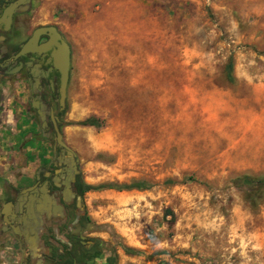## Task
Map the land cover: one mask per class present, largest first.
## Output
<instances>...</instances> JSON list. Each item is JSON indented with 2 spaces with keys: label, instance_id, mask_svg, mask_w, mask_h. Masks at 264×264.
Here are the masks:
<instances>
[{
  "label": "rangeland",
  "instance_id": "1",
  "mask_svg": "<svg viewBox=\"0 0 264 264\" xmlns=\"http://www.w3.org/2000/svg\"><path fill=\"white\" fill-rule=\"evenodd\" d=\"M40 1L70 46L59 130L94 264H264V191L238 180L264 176V0ZM52 136L0 78V203ZM131 181L148 188L104 187ZM21 258L0 230V264Z\"/></svg>",
  "mask_w": 264,
  "mask_h": 264
},
{
  "label": "flooded vegetation",
  "instance_id": "2",
  "mask_svg": "<svg viewBox=\"0 0 264 264\" xmlns=\"http://www.w3.org/2000/svg\"><path fill=\"white\" fill-rule=\"evenodd\" d=\"M41 6L40 0H0V78L15 77L24 81L29 98V82L37 79L38 92L32 96L38 95L47 103L49 100L54 102L56 97L57 73L51 65L50 50L44 49L43 45L49 40V30L52 31V28L65 38L41 13ZM37 29H45V32L33 37ZM29 41V49L20 52ZM51 108L60 129L62 111L59 112L57 106ZM44 131L52 132L49 119ZM59 156V149L51 148L46 163L37 166L31 176L21 175L15 185L2 190L0 208L4 203L11 204L6 219L12 226L23 227L27 206L34 208L38 199L44 196L48 199L43 210L36 215V223L28 220L37 233L36 244L30 251L25 249L23 241L11 233L0 214V230L16 241L22 257L19 264H94L97 243L85 229L86 213L82 193L78 190L76 158L77 173L63 160L60 162ZM65 182L69 185L67 190Z\"/></svg>",
  "mask_w": 264,
  "mask_h": 264
},
{
  "label": "water",
  "instance_id": "3",
  "mask_svg": "<svg viewBox=\"0 0 264 264\" xmlns=\"http://www.w3.org/2000/svg\"><path fill=\"white\" fill-rule=\"evenodd\" d=\"M45 32V29H37L33 33L35 37L38 33ZM32 37V38H33ZM29 41L24 45L20 52H23L29 49ZM44 49L50 50V59L52 68L57 73V83H56V97L54 102L57 106V110L60 112L65 106V97H66V88L69 79V70H70V48L68 43L61 37L54 28L52 31L49 30V40L43 45ZM29 93L31 94L29 98L30 107L35 111L37 120L39 122V128L41 131H44L47 128V119H49L52 126V141H53V150L58 148L60 156L58 160L61 162L64 161L65 164L69 166L75 173V153L64 144L62 141V136L59 128L56 125L58 122L57 117L53 115L51 106H49L45 101L40 99L38 95L32 96L35 94L37 89V79H33L32 82H29ZM49 132H45L47 134ZM66 158V159H63ZM65 189H68V182H65ZM31 187L30 189H32ZM47 197L44 196L37 200V205L32 208L31 205L27 206L26 216L24 218V226H12L10 222L6 219L7 213L10 211L11 204L9 202L4 203L0 208V214L3 216V223L9 225V229L14 236H17L25 244V249L30 251L36 244L37 233L33 226L30 225V220L32 223H36L37 214L43 210V207L47 204ZM27 218V221L25 219Z\"/></svg>",
  "mask_w": 264,
  "mask_h": 264
},
{
  "label": "trees",
  "instance_id": "4",
  "mask_svg": "<svg viewBox=\"0 0 264 264\" xmlns=\"http://www.w3.org/2000/svg\"><path fill=\"white\" fill-rule=\"evenodd\" d=\"M230 72H231V63L230 61L225 66V73L226 77L230 79ZM80 125L82 126H94L98 127L101 126V122L94 118L89 117L85 120L80 122ZM242 183L244 184H251L253 183L255 186L254 189L258 190L259 192L264 191V176H259L257 178H249L248 176H242L238 178ZM104 187L113 188L115 190H144L148 188V185L143 181H131L128 184H120V185H107ZM90 187L87 185H84L80 180L78 182V190L80 193H83L84 191L88 190Z\"/></svg>",
  "mask_w": 264,
  "mask_h": 264
},
{
  "label": "crops",
  "instance_id": "5",
  "mask_svg": "<svg viewBox=\"0 0 264 264\" xmlns=\"http://www.w3.org/2000/svg\"><path fill=\"white\" fill-rule=\"evenodd\" d=\"M26 170H27V168H24L23 169V172H22V175H28V174H26ZM29 176V175H28ZM92 235V234H91Z\"/></svg>",
  "mask_w": 264,
  "mask_h": 264
}]
</instances>
